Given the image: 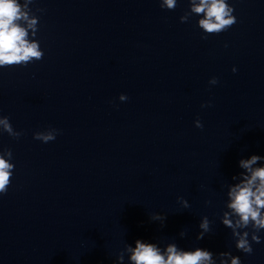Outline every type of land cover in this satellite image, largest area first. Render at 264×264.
I'll return each instance as SVG.
<instances>
[{
	"label": "clouds",
	"instance_id": "9594fccd",
	"mask_svg": "<svg viewBox=\"0 0 264 264\" xmlns=\"http://www.w3.org/2000/svg\"><path fill=\"white\" fill-rule=\"evenodd\" d=\"M32 3L33 0H23L22 3L20 0H0V68L27 66L44 57V51L35 39L39 17L29 7ZM188 4L189 9L180 17V21L186 23L192 15L199 16L197 25L203 33L201 39L206 40L209 35H219L237 23V18L233 15L235 9L228 0H188ZM177 5L178 0H160L162 9L174 11ZM232 71L236 72L237 69L233 67ZM217 83L216 77L209 80L211 85ZM127 99L125 94L119 96L120 101ZM206 106H210V102L201 105ZM194 123L197 128H203L199 119ZM0 132H5L14 139H19L23 134L13 128L9 117L3 115H0ZM59 133V129L49 127L34 132L33 139L48 143L54 141ZM12 159L10 148L0 151V196L6 195L11 185L15 169ZM261 161H264V157L259 155H251L239 161V167L243 171L232 177L239 182L227 186V211L221 217L223 225L232 231L236 249L249 255L253 252L252 242L261 243L258 233L264 230V166H257ZM178 201L184 208L190 206L183 197H178ZM151 219L163 224L166 217L154 214ZM199 228L201 231L196 237L197 240L203 239L210 231L207 216L202 218ZM186 234L181 231L179 235L183 238ZM125 253L128 254L129 264H216L211 251L199 247L188 251L179 248L176 243H168L162 249L157 243L137 239L135 247L126 244L119 253L117 259L120 264H123ZM218 257L220 264H228L229 259L231 264H241L240 257L233 256L230 252H221Z\"/></svg>",
	"mask_w": 264,
	"mask_h": 264
}]
</instances>
